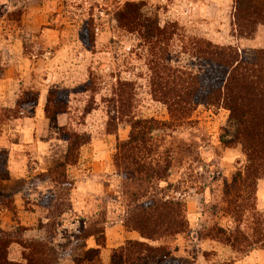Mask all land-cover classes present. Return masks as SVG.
<instances>
[{
	"label": "rangeland",
	"instance_id": "1",
	"mask_svg": "<svg viewBox=\"0 0 264 264\" xmlns=\"http://www.w3.org/2000/svg\"><path fill=\"white\" fill-rule=\"evenodd\" d=\"M127 2L142 6L147 20L143 22L172 32L167 62L173 68L205 73L204 60L193 56L199 41L254 50L244 46L240 40L245 38L234 25L236 0L216 1L207 9L208 0H0V78L22 84L15 109L0 107V123L9 125L12 116H34L42 94L46 106L52 96V105L69 108L60 114L62 123L57 116L39 126L44 140L54 144L52 155H39L49 170L36 172L40 160L25 151L23 158H17L23 162V176L30 179L24 178V186L11 182L0 188V208L9 210V218L0 219V229L15 241L9 249L13 261L23 262L26 242L41 240L50 246L52 264H76L91 241L103 235L106 239L108 225L119 220L124 224L129 207L123 196V175L114 163L117 144L129 138L135 119L171 120L167 107L152 95L154 45L144 37V29L143 33L131 30L118 21ZM121 83L130 85L124 97L130 105L126 110L117 103ZM229 116L223 105L201 103L188 123L155 132L164 138L172 159L159 195L186 203L190 230L150 242L165 246L171 256L145 264H264L262 246L236 254L204 238L211 226L235 227L219 199L244 170L246 157L240 145L225 147L221 142ZM74 134L80 136L79 143L86 135L91 140L81 148L79 162L63 174L67 139ZM9 160L6 152L0 153V174L6 180ZM21 187V210H16L19 204L15 206L13 196ZM256 206L264 213V179L258 182ZM94 230L100 233L84 238Z\"/></svg>",
	"mask_w": 264,
	"mask_h": 264
},
{
	"label": "trees",
	"instance_id": "2",
	"mask_svg": "<svg viewBox=\"0 0 264 264\" xmlns=\"http://www.w3.org/2000/svg\"><path fill=\"white\" fill-rule=\"evenodd\" d=\"M141 7L127 2L118 13V21L131 30L143 33L144 29V37L154 45L151 49L154 57L151 60L152 95L167 107L171 120L135 119L131 122L129 138L117 144L114 163L123 175V196L129 207L123 225L127 231L138 232L142 240H128L113 249L109 264H145L156 259L164 262L170 258V251L150 242L189 232L186 203L159 195L161 183L169 176L172 159L164 138L155 132L188 123L201 103L223 105L230 112L221 142L225 147L240 145L246 157L244 170L237 173L233 185L226 188L219 199L222 211L234 220L235 227L228 230L219 225L211 226L205 230L204 238L222 243L236 254H247L257 246L264 247V213L256 206L258 182L264 179V49L244 52L233 46L199 41L193 56L204 60L208 66L205 73L194 74L173 68L167 62L172 32L159 24L143 22L147 20ZM234 19L238 35L252 37L260 25L264 26V0H236ZM120 86L117 103L120 109L126 110L130 105L124 97L129 95L130 85L121 83ZM57 95L56 92L53 99ZM51 98L45 107L47 118L68 112V105L56 101L52 105ZM86 136L80 143L77 142L78 134L68 137V151L61 166L63 174L68 166L79 162L81 148L91 140L90 135ZM99 233L90 231L84 238ZM101 238L75 263L104 264L102 250L106 248V239L104 235ZM14 242L0 229V264H52L50 246L41 240L25 243L23 262L11 260L9 249ZM219 264H233V261Z\"/></svg>",
	"mask_w": 264,
	"mask_h": 264
},
{
	"label": "crops",
	"instance_id": "3",
	"mask_svg": "<svg viewBox=\"0 0 264 264\" xmlns=\"http://www.w3.org/2000/svg\"><path fill=\"white\" fill-rule=\"evenodd\" d=\"M216 1L220 0H208L207 5H204V9L208 8L209 4H214ZM241 42L245 44V47L253 49H264V26L260 25L256 31L254 38L250 39H241ZM3 71V70H1ZM3 75V74H1ZM2 79V80H1ZM22 84L18 83L15 79H9L7 83V78H0V107L15 109L17 105V99L21 93ZM42 104L40 103V109L36 112L34 116H25V117H11L9 120V125H3L0 123V153H5L8 156L9 160V170L10 176L9 179H3L0 174V188L6 187L9 183L14 182L15 185L22 184L24 186L25 181L30 179V176H23V162L19 160L17 156L23 158L24 156L21 153L25 151L33 154L37 159H39L40 154L49 156L53 154L54 144L49 143L48 139L44 140V130L39 129L41 124H45L48 119L45 115L46 107V96L42 94ZM63 115H59L56 120L62 123ZM68 151V150H67ZM18 160V161H17ZM40 160V159H39ZM48 168L44 167L43 162H39L37 165V171H46ZM20 172L16 174L15 172ZM29 174V172H28ZM36 183V182H35ZM39 184V183H37ZM32 185V184H31ZM22 186V187H23ZM41 186V184L39 185ZM18 189L14 193V204L15 206L19 204L16 210H21V201L20 196L23 195V188ZM26 188L29 185H25ZM24 187V188H25ZM34 187V184H33ZM32 187V188H33ZM34 189V188H33ZM30 190V189H29ZM16 199V201H15ZM15 210V211H16ZM9 210L5 209L3 206L0 208V219H8ZM38 212L34 213L36 217ZM21 213L19 212V216ZM23 223V222H22ZM106 233V248L102 250V258L104 264L110 263L111 251L115 248H118L126 243L128 240H142L140 234L135 231H127L123 225V221L119 220L115 224H110L105 229ZM92 240V239H91ZM96 246V242H90L89 249Z\"/></svg>",
	"mask_w": 264,
	"mask_h": 264
}]
</instances>
